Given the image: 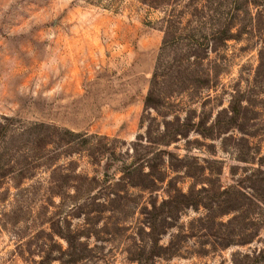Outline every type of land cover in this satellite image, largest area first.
Here are the masks:
<instances>
[{
    "label": "rangeland",
    "instance_id": "1",
    "mask_svg": "<svg viewBox=\"0 0 264 264\" xmlns=\"http://www.w3.org/2000/svg\"><path fill=\"white\" fill-rule=\"evenodd\" d=\"M163 16L136 0L110 10L84 0H0L1 123L11 120L16 132L43 123L84 133L115 154L94 162L80 152L56 162L97 178L87 197L73 199L72 189L71 197H51L45 167L19 184L7 178L0 264H264L255 259L264 251V22L198 60L184 39L163 48ZM155 72L162 104L147 108ZM189 74L208 83L190 86ZM235 100L247 108L245 135L232 126L204 138L187 128L160 142L188 122H227ZM140 140L165 179L154 192L131 187L122 170ZM139 166L149 171L146 162ZM231 187L239 200L226 199ZM174 191L196 193L200 206L181 210L153 240L146 212ZM65 237L75 238L74 249Z\"/></svg>",
    "mask_w": 264,
    "mask_h": 264
},
{
    "label": "trees",
    "instance_id": "2",
    "mask_svg": "<svg viewBox=\"0 0 264 264\" xmlns=\"http://www.w3.org/2000/svg\"><path fill=\"white\" fill-rule=\"evenodd\" d=\"M93 6H100L103 9H114L119 7L123 0H84ZM142 6L149 10L163 13V17L158 21L159 28L163 32V48L166 46L179 45L180 39L187 41L190 55L198 60L207 57L208 52H216L224 47L229 41H239L244 35L252 30L262 27L264 22V0H136ZM187 1L188 3L179 7V3ZM261 7V9H259ZM255 9V14L252 9ZM186 21L183 23V20ZM184 24V27H181ZM195 25V26H192ZM172 46V45H171ZM258 70L264 71V48L259 52ZM158 73L155 72L152 77V87L145 98V107L156 108L162 104L160 95L154 91V85L158 82ZM183 81L188 85L195 82L208 83L207 79H202L194 74H189ZM159 92V91H158ZM247 108L243 107L238 100H235L230 106V118L227 122L220 120L217 116L216 121L207 126L203 120L197 125L186 123L180 126V131L169 132L166 130L161 135V141H171L176 136L184 133L187 128H194L195 132L204 138L212 136L216 130H227L232 126L242 134H246V113ZM223 113V112H222ZM5 123L0 121V187L7 178H12L17 184L23 180L34 176L35 170L39 167H45L50 170L51 182L49 193L51 197L68 198L71 197L69 191L72 189L75 193L73 199L78 196L87 197L95 185L99 184L97 178H89L81 174L73 173L70 168L63 169L56 162L62 156L64 158L72 157L80 152H86L94 162L98 157L108 155L114 156V151L103 142V139L94 136H88L84 133H76L66 129H60L43 123L33 124L27 128H17L13 126L12 121L3 118ZM179 120V119H177ZM21 126V125H20ZM157 143V144H160ZM166 142V141H165ZM155 143L151 142L150 144ZM135 156L133 164L122 167L126 174L125 178L131 187H139L149 192L157 191L158 184L165 181L163 175L159 172V167L155 164L156 157H149L151 149L142 145L141 140L132 145ZM44 153V154H43ZM146 162L149 168L147 173L139 166ZM72 162L70 161L69 166ZM65 170V171H63ZM107 173L103 172V182H107ZM255 193V191L253 190ZM226 199H230L233 194H239L236 188L223 192ZM195 194H187L174 191L173 195L167 200L162 201L159 206L153 203L151 210H147L148 225L151 238L159 228L165 226L167 221H173L177 218L181 210L185 208H195L200 206L198 201H194ZM197 195V194H196ZM264 198V195H262ZM264 199H259V203L264 205ZM241 206V205H240ZM234 208V212H240L242 209ZM254 236H257L255 234ZM66 238V237H65ZM69 248L74 249L75 238H66ZM256 260L264 261V251H261ZM252 260L250 264H255ZM138 264H151L148 259L139 261Z\"/></svg>",
    "mask_w": 264,
    "mask_h": 264
}]
</instances>
